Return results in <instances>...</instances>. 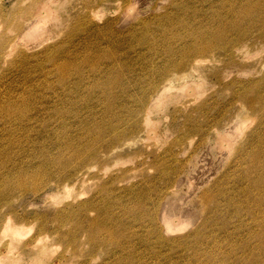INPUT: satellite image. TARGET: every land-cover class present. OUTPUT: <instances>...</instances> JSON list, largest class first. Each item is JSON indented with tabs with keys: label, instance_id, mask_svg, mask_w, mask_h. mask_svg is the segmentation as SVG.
Listing matches in <instances>:
<instances>
[{
	"label": "rangeland",
	"instance_id": "rangeland-1",
	"mask_svg": "<svg viewBox=\"0 0 264 264\" xmlns=\"http://www.w3.org/2000/svg\"><path fill=\"white\" fill-rule=\"evenodd\" d=\"M223 31L236 38L233 54L198 57L186 68L194 79L161 76L172 57ZM263 96L264 0H0V213L25 223L0 252L45 223L41 243L53 256L44 264L65 250L59 228L78 229L85 246L64 251L62 264H264L261 225L241 190L264 169V151L257 169L239 156L250 134L264 150ZM92 148L99 159L63 188L62 161ZM163 210L190 223L167 231ZM90 218L97 247L84 236Z\"/></svg>",
	"mask_w": 264,
	"mask_h": 264
},
{
	"label": "bare ground",
	"instance_id": "bare-ground-1",
	"mask_svg": "<svg viewBox=\"0 0 264 264\" xmlns=\"http://www.w3.org/2000/svg\"><path fill=\"white\" fill-rule=\"evenodd\" d=\"M221 24L219 23V26H220ZM218 27V26H217ZM225 28V27H224ZM235 29V28H234ZM211 30V29H210ZM214 30V29H213ZM223 30V29H222ZM215 32H216V30H215ZM209 32H207V34H208ZM212 32L210 31V34H211ZM227 33V31H223V32H218V35L217 34H215V38H213V39H204V38H202L201 39V37L199 38V39H201V40H199V43L198 44H196L195 46L194 45H190L189 47H188V49L187 50H185L184 52H181V56H182V58L180 59V60H178L177 61V59L175 58V57H172L169 61H168V63L167 64H169L171 67L169 68V69H166V71L163 73H161V76L163 75V77L165 76L166 77V81H172V80H178V79H181L182 80V78H184L183 80H185V79H189V78H192V74H190L189 72H188V70H186V68L187 67H192L191 65L192 64H194V62L198 59V57L199 58H202L203 57V55L204 54H206V53H208V52H210L212 49H214V48H217L218 47V49L219 48H221V49H224V51H226V52H228V53H231V54H233L232 53V49H233V45H232V43H230V41H232L233 39H236V38H233L232 40H230L229 38V40L228 39H226L225 38V36H224V34H226ZM240 33V32H239ZM241 33H245L244 31L242 32V30H241ZM201 34H203V33H201ZM207 34H205V35H207ZM209 34V35H210ZM231 34V33H230ZM234 34V33H233ZM243 35V34H242ZM199 36V35H198ZM203 36V35H202ZM239 36V35H238ZM260 36V35H259ZM204 37V36H203ZM206 37V36H205ZM211 37H213V36H211ZM242 37L243 36H240V38L242 39ZM207 38V37H206ZM231 38V37H230ZM239 38V39H240ZM236 42H238V40H236ZM235 42V43H236ZM239 47V46H238ZM235 48V47H234ZM238 49V48H237ZM66 50H68V49H66ZM76 51V50H75ZM215 51V50H214ZM233 51H234V49H233ZM236 51V50H235ZM238 51V50H237ZM63 52H65V51H63ZM68 52V51H67ZM239 52V51H238ZM66 53V52H65ZM61 54V53H60ZM64 54H62L61 56H62V58L64 57L63 56ZM200 56H202V57H200ZM233 56V55H232ZM232 56H229V58L230 59H232ZM236 56V55H235ZM65 57H67V56H65ZM204 58V57H203ZM226 59V58H225ZM200 61V60H199ZM227 61V60H226ZM84 62V61H83ZM227 63V62H226ZM169 70H172V72H167V71H169ZM192 73V72H191ZM160 74V73H159ZM194 77V76H193ZM235 78V77H234ZM233 77L232 78H230V79H234ZM192 79H194V78H192ZM191 80V79H190ZM234 81V80H233ZM237 82V81H236ZM238 84H239V81H238ZM258 92V91H257ZM260 93V92H259ZM246 94V95H245ZM247 94L248 93H244V94H240L241 96V98L245 101V102H251L252 101V97L251 98H249L248 96H247ZM238 95V94H237ZM251 95V94H250ZM254 95V94H253ZM253 95H251V96H253ZM258 95V94H257ZM263 95V94H262ZM261 95V96H262ZM261 96L259 95V98H261ZM264 97V96H263ZM258 98V99H259ZM256 99V98H255ZM257 100V99H256ZM262 100V99H261ZM260 100V101H261ZM259 101V100H258ZM253 103L254 102H256L255 100L254 101H252ZM260 103V102H259ZM245 114H246V118L249 116H247V113H246V111H245ZM240 118L241 119H243V118H245V116H244V114L242 113V111H241V114H240ZM254 118V117H253ZM256 119V118H255ZM261 119L259 118V121H260ZM261 122V121H260ZM259 122V124H263V122H264V120H263V122H261L260 123ZM257 123V122H256ZM257 126V124L255 125V127ZM254 127V128H255ZM259 127V129L261 128V125L260 126H258ZM124 130H126V129H124ZM123 130V131H124ZM262 130H263V128H262ZM113 131V130H112ZM122 131V130H121ZM122 131V133L124 134L125 132H123ZM251 131H254L255 132V129L254 130H251ZM256 132H257V130H256ZM259 132V131H258ZM110 133V132H109ZM111 133H113V132H111ZM263 133V132H262ZM261 133V134H262ZM123 134H120V135H123ZM111 135V134H110ZM109 135V136H110ZM113 135V134H112ZM111 135V136H112ZM117 135V134H116ZM116 135L114 136V137H116ZM118 135H119V133H118ZM245 135H247V134H245ZM259 134L257 133V135L256 134H250L249 136L250 137H248V139H246V147H250L251 149H249V150H247L246 149V147L244 148V149H246L245 150V152L243 151L241 154H239V156H240V159H243V158H249V162L252 164V167H255V166H257L256 164H258L257 162H258V158L259 157H263V151L264 150H262L261 148H260V146H258V143H257V145H255V140H257V138H255V136L257 137ZM108 137V138H112V137ZM118 137H120V136H118ZM117 138V137H116ZM261 137H259L258 136V139H260ZM263 139V138H262ZM117 140H119V138H117ZM258 141V140H257ZM111 142H113L112 140H111ZM240 145V144H239ZM98 147V146H97ZM97 147H96V149H97ZM264 147V146H263ZM96 149H94V148H92L91 149V155H83L82 154V152L79 150V149H77V150H73L72 151V156H70V157H72L73 158V160L74 161H72V159H68V160H63L62 161V164H63V166H61L60 168H59V175H58V178H61L62 176V179H60V180H66V177H67V180H69V179H72V180H76V179H81V182L83 181V178H84V175H86V174H84L83 175V173H86V172H89L90 170H91V168H92V163L90 162V164L89 163H87L86 161L88 160V159H95L96 158V160L97 159H99V157H100V152L99 151H97ZM112 149V148H111ZM114 149V148H113ZM112 149V150H113ZM240 149V148H239ZM70 152V151H69ZM68 154V153H67ZM70 154H71V152H70ZM107 155V154H106ZM67 156H69V155H67ZM69 158V157H68ZM261 160V159H260ZM95 161V160H94ZM264 161V160H263ZM262 162V161H261ZM260 163V162H259ZM263 163V162H262ZM259 165H261V164H259ZM258 165V166H259ZM264 165V164H263ZM256 168V167H255ZM260 168V167H259ZM257 169V168H256ZM263 168L261 167L260 168V170H262ZM264 170V169H263ZM262 170V171H263ZM256 171V170H255ZM261 171V172H262ZM260 171H259V176L257 177H255V178H253L252 179V182H250L251 181V179H250V181L248 180V186L249 187H254L255 189H256V191H252L251 192V189H248L249 187L247 186V187H245L246 185H247V182H246V185L245 186H242L241 187V190H243L244 192L246 191V193L245 194H247L246 195V204H245V206H246V209H247V212H249L250 213V215H251V217H252V220L253 221H255L254 223H257V225H261V231L258 233V236H259V239H260V243L263 245L264 244V222L263 223H261V221H264V208H263V204H264V174H262ZM257 173V172H256ZM255 174V173H254ZM244 176H246V175H244ZM249 176V175H248ZM248 176H246V177H248ZM253 176V175H252ZM239 177V176H238ZM243 177V176H242ZM245 177V178H246ZM251 177V176H250ZM69 178V179H68ZM244 178V179H245ZM249 178V177H248ZM65 180H64V182H65ZM247 180V179H246ZM60 182V181H59ZM64 182H62V185H63V188H67V186H69L70 184H69V182L68 183H64ZM76 182V181H75ZM74 182V183H75ZM58 187V186H57ZM69 188V187H68ZM71 188V187H70ZM246 189V190H245ZM248 189V190H247ZM69 190V189H68ZM206 191V190H205ZM208 191V190H207ZM255 192H257L258 193V197L260 196V201L259 200H256V198L255 197H257L256 195L257 194H255ZM204 194H206V193H204ZM228 194V193H227ZM208 196V195H207ZM218 196V195H217ZM213 197V196H212ZM225 198V197H224ZM225 200V199H224ZM201 201V200H200ZM208 201V200H207ZM238 201V200H237ZM237 201H235V203L233 204V207H234V209H232L234 212H238V210H236L237 208V205L239 204ZM88 202H89V200H88ZM236 202L238 203V204H236ZM245 202V201H244ZM243 202V203H244ZM140 203V202H139ZM84 206V205H83ZM86 206H88L87 205V203H86ZM140 206V205H139ZM244 206V205H243ZM85 207V206H84ZM83 207V208H84ZM82 208V209H83ZM90 208V207H89ZM144 208H146V206L144 207ZM204 208H205V206H204ZM236 208V209H235ZM165 209H166V207H165ZM203 209V208H202ZM202 209L200 210V212L202 211ZM62 210V209H61ZM68 209H66V211H67ZM71 210V209H70ZM204 210H206V209H204ZM203 210V211H204ZM161 211V210H160ZM65 212V211H64ZM59 213V212H58ZM201 213H203V212H201ZM8 214V213H7ZM62 214V213H61ZM67 214V213H66ZM65 213H64V215H66ZM58 215V217L60 216V214H57ZM204 215V214H203ZM202 215V216H203ZM149 216V215H148ZM155 216H156V214H155ZM173 216H175V215H173V214H167L166 213V211L165 210H163V212H162V219H163V223H164V227H165V229L167 230V231H177V230H181L183 227H185L187 224H189L190 222H189V220H186L184 217H181V216H177V218L175 219V218H173ZM205 216V215H204ZM63 217V216H62ZM150 217H151V215H150ZM15 218V219H14ZM14 218H11V216H9V215H6V214H2V213H0V240L2 241V239H5L4 237H6V236H10V239L12 238H16L15 237V235L17 236V232L19 233V232H21V230H24V228L23 227H25V223H23V221H17V216H15ZM206 218V217H205ZM59 219V218H58ZM84 219V218H83ZM82 219V220H83ZM94 219L95 218H93V220H91V218H90V220L91 221H94ZM97 219V218H96ZM149 220H150V218H148ZM155 219V218H154ZM202 219V218H201ZM61 220V219H60ZM76 220V219H75ZM89 220V221H90ZM204 220V219H203ZM80 221V220H79ZM89 221H87V223L89 222ZM90 221V222H91ZM98 221V220H97ZM143 221V220H142ZM155 221V220H154ZM251 221V220H250ZM83 222V221H82ZM81 222V223H82ZM151 222V221H150ZM149 222V223H150ZM78 223V222H77ZM86 223V222H85ZM86 223V224H87ZM140 223V222H139ZM145 223V222H144ZM261 223V224H260ZM38 224V223H37ZM61 224V223H60ZM132 224V223H131ZM151 224V223H150ZM251 224V223H250ZM45 223L43 224V225H38L37 226V230H36V232H35V234L33 233L28 239H24L25 241H23L22 243L21 242H18V241H16V242H18L19 243V245H15L16 243H14L13 245L15 246V248L9 253L8 251H4V252H0V264H24V263H26V264H38V263H40V264H42L43 262H40V261H43V259L45 258V257H47L46 256V254H47V252H50V250L48 249V251H46L47 250V248H46V246H48V245H45V247L42 245V243H41V240L42 239H44L45 237H47V233H48V229H46L45 228ZM88 225V224H87ZM142 225V224H141ZM147 225V224H146ZM152 225V224H151ZM154 225H155V223H154ZM154 225H152L153 227H154ZM157 225V224H156ZM255 225V224H254ZM256 225V226H257ZM56 226H58V225H56ZM89 226V225H88ZM98 226V224L94 221V223H92V224H90V226L88 227V229L85 231V232H87V233H85V235L84 236H87V234H88V236L87 237H89L87 240H88V243H89V240H90V242L91 243H89V244H93L94 243V245H95V236L97 235L96 233H94V230L96 229V228H98L97 227ZM132 226V225H131ZM145 226V225H144ZM150 226V225H149ZM252 226H253V224H252ZM256 226H253V228H255ZM58 227H60V226H58ZM71 227V226H70ZM104 227V226H103ZM148 227V226H147ZM153 227H151V229L153 228ZM199 227V226H198ZM203 227H204V225H203ZM23 228V229H22ZM61 228H64V227H62L61 226ZM86 228H87V226H86ZM105 228V227H104ZM143 228V227H142ZM149 228V227H148ZM200 229H201V226L199 227ZM198 228V229H199ZM69 229H71V228H68V230ZM139 229V228H138ZM146 229V227H144V230ZM197 229V228H196ZM204 229H206V227L205 228H203L201 231H203ZM256 229V228H255ZM54 230V229H53ZM59 230L61 231H63V229H60L59 228ZM78 230V229H77ZM77 230H74L73 232H70V231H67V233L65 234V233H63V232H60V231H58V230H56V234H58L57 236H61V237H59V238H61L62 240L60 241L61 242V244L63 243L62 241H65V243H63L64 244V246H65V250H63V251H61V252H63V253H60L59 255H57V257L55 258V261L54 262H52V264H60L61 262H64V260L63 259H65L64 257H66L65 256V254H69V253H64V251L65 252H68L69 251V249H72V254H74L75 255V252H76V249H77V247H81V248H83L82 249V251L84 250V247H82V246H78V242H79V237H77L76 236V234H77ZM84 230H85V228H84ZM107 230V233H108V236L111 238V240H118V239H116V237H115V235L112 233V231L111 230H109V229H106ZM150 230V229H149ZM148 230V231H149ZM192 230V229H191ZM247 230V229H246ZM251 230H253V229H251ZM55 231V230H54ZM96 231V230H95ZM98 231V230H97ZM134 232H135V230H133ZM147 231V230H146ZM160 231V230H159ZM194 231H195V229H194ZM256 231V230H255ZM69 232V233H68ZM79 232H82V234L84 233L83 232V230H82V228H81V226L79 225ZM145 232V231H144ZM143 232V233H144ZM156 232V231H155ZM154 232V233H155ZM229 232V231H228ZM248 232H249V229H248ZM250 232H252V231H250ZM250 232H249V235H250ZM22 233H23V231H22ZM133 233V232H132ZM137 233V232H136ZM141 233V232H140ZM142 233V234H143ZM160 233V232H159ZM158 233V234H159ZM196 233V232H195ZM195 233H194V235L193 236H195ZM205 233V232H204ZM203 233V234H204ZM253 233V232H252ZM54 234V233H53ZM81 234V235H82ZM96 234V235H95ZM101 234V233H100ZM116 234V233H115ZM127 234V233H126ZM135 234V233H134ZM146 233H144V235H145ZM152 234V233H151ZM187 234V233H186ZM202 234V236L200 237V238H204V239H206L207 237H204L205 235H203ZM49 235V234H48ZM51 235V234H50ZM123 235V234H122ZM127 235H129V234H127ZM137 235H138V233H137ZM147 235V234H146ZM148 235H149V232H148ZM155 235V234H154ZM189 235V234H188ZM190 235H192V234H190ZM189 235V236H190ZM197 235V234H196ZM201 235V234H200ZM252 235V234H251ZM76 236V237H75ZM83 236V235H82ZM126 235L124 234V237H125ZM136 236V235H135ZM150 236V235H149ZM153 236V235H152ZM158 236V235H157ZM160 236H161V234H160ZM159 236V237H160ZM193 236H192V238H193ZM206 236H208V234L206 235ZM49 237V236H48ZM99 237V236H98ZM97 237V238H98ZM102 237V236H101ZM139 237V236H138ZM141 237V236H140ZM144 237V236H143ZM159 237H156V238H159ZM197 237V236H196ZM252 237V236H251ZM84 237H82L81 239H83ZM122 238V237H121ZM121 238H119L120 240H121ZM155 238V239H156ZM161 238H162V236H161ZM160 238V239H161ZM164 238L165 237H163V240H164ZM169 238V237H168ZM171 238V237H170ZM190 237H188V239H189ZM198 238V237H197ZM248 238H250L249 236H248ZM247 238V239H248ZM46 239V238H45ZM81 239H80V241H81ZM103 239V238H102ZM109 239V238H108ZM152 239V238H151ZM196 239V238H195ZM254 239V238H253ZM252 239V240H253ZM84 240H86V237H85V239ZM86 240V241H87ZM153 240H154V237H153ZM152 240V241H153ZM157 240V239H156ZM168 240V239H167ZM175 240H179V239H175ZM194 240V239H193ZM200 240V239H199ZM245 240V239H244ZM251 240V239H250ZM249 239H248V241H250ZM5 241V240H4ZM13 241H15L14 239H13ZM13 241H12V243H13ZM20 241V240H19ZM45 241V240H44ZM98 241V240H97ZM99 241H100V237H99ZM103 241V240H102ZM110 242V241H108V240H105V242ZM162 240H160L159 242H161ZM164 241H166V239L164 240ZM169 241H171L170 239H169ZM202 241H203V239H202ZM253 241H255V240H253ZM39 242H40V245H39ZM84 242V241H83ZM116 242V241H115ZM136 242H138V241H136ZM147 242H149V239H148V241ZM151 242V241H150ZM149 242V243H150ZM172 242V241H171ZM181 242V241H180ZM190 242V241H189ZM205 242V241H204ZM17 243V244H18ZM21 243V244H20ZM100 243V242H99ZM104 243V242H103ZM117 243V242H116ZM132 243H133V240H132ZM142 243V242H141ZM154 244L156 243V241L155 242H153ZM152 243V245H154ZM167 243H169V242H167ZM178 243H179V241H178ZM183 243H185L184 241H183ZM201 243V242H200ZM203 243V242H202ZM201 243V244H202ZM245 243H246V241H245ZM251 243V242H250ZM256 243V242H255ZM255 243H254V245H255ZM43 244H45V243H43ZM59 244V243H58ZM80 244H81V242H80ZM83 244V243H82ZM86 244H87V242H86ZM88 244V245H89ZM105 244V243H104ZM122 245H123V243H121ZM143 244H145V243H143ZM164 244V243H163ZM257 244H258V238H257ZM85 245V244H84ZM118 245V244H117ZM131 245V244H130ZM133 245V244H132ZM135 245V244H134ZM147 245V244H146ZM151 245V244H150ZM149 245V246H150ZM161 245V244H160ZM180 245V244H179ZM181 245H183V244H181ZM189 245H190V243H189ZM204 245V244H203ZM63 246V245H62ZM93 246V245H92ZM101 246H102V244H101ZM159 246V245H158ZM185 246V245H184ZM198 246H199V244H198ZM198 246L197 247H194V248H198ZM256 246V245H255ZM48 247H50V246H48ZM70 247V248H69ZM94 247H97V244L94 246ZM94 247H93V249L91 248V250H90V248H89V250H90V257L92 256L91 254L94 252V250H96V249H94ZM98 247H99V245H98ZM118 247H119V245L116 247L117 249H118ZM121 247V246H120ZM190 247V246H189ZM192 247V246H191ZM201 247V246H200ZM199 247V248H200ZM246 247V246H245ZM253 247V246H252ZM251 247V248H252ZM258 247V246H257ZM257 247H256V249H257ZM81 248H80V251H81ZM125 248V247H124ZM160 248V247H159ZM182 248H183V246H182ZM186 248V247H185ZM198 248V249H199ZM120 249V248H119ZM153 249H154V247L152 248V251H153ZM205 249V248H204ZM244 249V248H243ZM255 249V248H254ZM253 249V250H254ZM116 250V249H115ZM121 250V249H120ZM156 250V249H155ZM159 250V249H158ZM183 250H185V249H183ZM182 250V251H183ZM207 250V249H206ZM252 250V249H251ZM252 250V251H253ZM260 249H258V251H259ZM262 250V249H261ZM81 251V252H82ZM117 251V250H116ZM193 251H195V250H193ZM203 251V250H202ZM79 252V250L76 252V253H78ZM155 252V251H154ZM207 252V251H206ZM250 252V251H249ZM3 253V254H2ZM52 253V252H51ZM51 253H48V254H51ZM85 253V252H84ZM115 253V252H114ZM157 253V252H156ZM47 254V255H48ZM168 254H169V252H168ZM184 254V253H183ZM210 254V253H209ZM52 255V254H51ZM51 255H49V257L51 258ZM93 255H94V253H93ZM153 255H154V253H153ZM156 255V254H155ZM164 255H166V254H164ZM180 255V254H179ZM53 256V255H52ZM56 256V255H55ZM88 256V255H87ZM86 256V257H87ZM180 257H182V256H180ZM26 258H29L27 261H26ZM67 258H68V255H67ZM47 259H48V257H47ZM52 259V258H51ZM51 259H48L49 260V262H50V260ZM86 259V258H85ZM180 259V258H179ZM209 259V258H208ZM46 260V259H45ZM107 260V259H106ZM210 260V259H209ZM85 262H87L88 261V258L86 259V260H84ZM105 261V260H104ZM253 261H255V259H253ZM66 262V261H65ZM232 262V261H231ZM81 263V262H80ZM108 263V262H107ZM164 263V262H163ZM237 264H238V262H236ZM235 263V264H236ZM44 264V263H43ZM62 264V263H61ZM81 264H83V263H81ZM101 264V263H100ZM131 264V263H130ZM230 264V263H229Z\"/></svg>",
	"mask_w": 264,
	"mask_h": 264
}]
</instances>
